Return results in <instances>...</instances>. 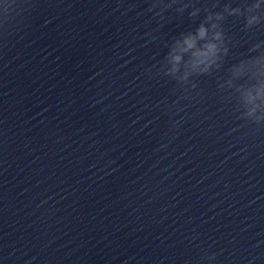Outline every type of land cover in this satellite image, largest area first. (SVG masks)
I'll use <instances>...</instances> for the list:
<instances>
[{"label": "clouds", "instance_id": "9594fccd", "mask_svg": "<svg viewBox=\"0 0 264 264\" xmlns=\"http://www.w3.org/2000/svg\"><path fill=\"white\" fill-rule=\"evenodd\" d=\"M207 30L203 25L197 30V35H189L184 40V47L180 49L181 52H187L189 50L195 49L192 55L194 57V64L203 63L205 58H208L210 55H214L216 51V45L213 43H208L204 46L203 49L197 48V40L204 39L206 37ZM218 38V37H217ZM175 62L181 60V55L177 54L173 57Z\"/></svg>", "mask_w": 264, "mask_h": 264}]
</instances>
